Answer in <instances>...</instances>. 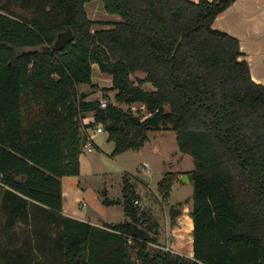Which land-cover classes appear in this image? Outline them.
I'll return each instance as SVG.
<instances>
[{"label":"trees","instance_id":"obj_1","mask_svg":"<svg viewBox=\"0 0 264 264\" xmlns=\"http://www.w3.org/2000/svg\"><path fill=\"white\" fill-rule=\"evenodd\" d=\"M93 1L0 0V264H96L98 232L125 251L104 264H264V86L241 60L239 40L213 28L237 0H100L121 18L113 23L89 18ZM67 29L75 39L58 51ZM94 63L112 77L105 92L120 105H143L159 125L88 101L79 87L95 86ZM137 73L145 77L133 81ZM90 113L86 128L103 124L113 157L140 150L159 127L176 132L195 166L193 260L149 250L159 224L138 205L127 174L123 201L103 199L124 206L128 220L106 224L120 236L64 216L62 178L80 175ZM179 177L167 174L159 192L167 198Z\"/></svg>","mask_w":264,"mask_h":264},{"label":"rangeland","instance_id":"obj_2","mask_svg":"<svg viewBox=\"0 0 264 264\" xmlns=\"http://www.w3.org/2000/svg\"><path fill=\"white\" fill-rule=\"evenodd\" d=\"M86 9L89 14V18L96 22L109 23L121 21V18L116 15H110L104 10L103 3L100 0L90 2L86 5ZM13 10L18 15H31L30 12H23L18 5L13 6ZM111 29L109 25H96L94 30L99 29ZM144 77L143 74H135L132 76V80ZM93 81L95 86L81 85L79 91L88 95L91 101H103L107 104L113 103L121 107L123 110L131 109L132 112L139 118L145 120V118H151L153 115L149 114L146 108L141 104H135L132 108L118 104L115 99V93L113 91H104V88H109L111 85V76L103 74L100 71L99 66L93 64ZM146 90H152V84H148L145 87ZM93 114H88L85 119L82 120V132L86 126L91 122ZM150 141L141 148L139 151H128L123 154L112 156L115 150L114 142L108 139L107 134L97 135L95 141L99 145V148L91 154L83 152L80 157V175H79V189L82 194L89 192L88 197H84L81 201H86L87 206L81 207L89 215L102 217L99 210L96 208V201L93 198V193L104 199L109 197L112 200L123 201V177L128 173H132L135 176H129L131 182L135 185L137 193L140 197V203L138 204L142 210L147 211L150 215L154 214L157 218L154 220L158 224H165L166 220L162 216L164 211L168 212V216L172 218L171 209L178 210L184 214L187 209V214L191 216L194 189L193 185L187 184L182 181L183 176L179 177L178 184H175L172 188L169 198V203L165 201L163 196L158 190V181L160 177V170L162 165L159 163L160 158L170 161L176 164L175 153L179 150L177 143V134L174 131H167L162 127H159L155 132L150 134ZM83 150V149H82ZM147 163L149 171L143 166ZM180 170L193 171L194 160L192 156L187 155L185 159L180 162ZM172 169H176V165ZM189 176V175H188ZM184 187V190L181 188ZM101 192V193H100ZM84 196V195H83ZM82 205V202H81ZM107 221H114L120 223L127 221L128 218L125 214L124 206L114 205L107 208V215L104 218ZM168 219V218H167ZM173 219V218H172ZM160 223H159V222ZM154 250H158L154 249ZM173 255H177L172 253ZM186 259V256H184ZM193 260V259H190Z\"/></svg>","mask_w":264,"mask_h":264},{"label":"crops","instance_id":"obj_3","mask_svg":"<svg viewBox=\"0 0 264 264\" xmlns=\"http://www.w3.org/2000/svg\"><path fill=\"white\" fill-rule=\"evenodd\" d=\"M193 2H199L200 0H191ZM212 1V0H210ZM213 28L215 30L227 33L239 40L240 50L242 53L241 60L246 61L249 64L251 78L258 84L264 86V0H237L229 9L221 13L214 21ZM139 74V73H137ZM143 74V73H141ZM145 77V74H143ZM141 77V78H144ZM149 84V83H148ZM146 84L143 88L145 89ZM112 86V77L111 85ZM146 90V89H145ZM155 90L154 87L152 90ZM88 101H91L87 98ZM121 108V107H120ZM146 119V118H145ZM156 131V130H155ZM155 131H150L148 135V141H150V134ZM171 131V130H167ZM106 134V133H105ZM95 142V148L98 149L99 145ZM145 144V145H146ZM144 145V147H145ZM142 147V148H144ZM179 149V148H178ZM141 150V149H140ZM139 151V150H138ZM89 154V153H87ZM187 154L181 153L179 150L175 153L176 164L170 161H166L160 158L159 163L162 165L160 170V181H162L167 174H178L180 177L184 174H188L192 171H184L178 168L180 162H182ZM145 164V165H144ZM143 166L149 171V166L147 163H144ZM176 165V169H172ZM128 176H135L132 173L126 172ZM79 176H68L62 178V191H63V214L65 217L76 220L78 222L88 223L97 230L101 232H107L110 234H115L120 236L119 233H114L106 227V224H119L114 221H107L104 218L107 215V208L112 206L103 205V199H100L95 193H93V198L96 201V208L99 210V213L102 217H96L94 215L87 214L84 210L80 209L81 207H86L87 202L81 201L84 197H88V193L82 194V191L79 189ZM178 184V180L175 182ZM174 184V185H175ZM185 188L182 187L181 190ZM101 193V192H100ZM84 195V196H83ZM109 198V197H108ZM112 200V199H110ZM141 200V199H140ZM169 200V198H168ZM114 201H121L114 200ZM82 202V205H81ZM141 201H139L140 203ZM170 202V201H169ZM122 206V204H116ZM172 211V212H171ZM172 218L168 216L169 211H164L163 217L166 220L165 224H159L158 233L152 234L151 236L156 239L154 243L149 244V250L161 249L164 251H169L181 256H186L189 259L194 258V250L192 244L190 245L189 240L194 242L193 233H189L188 229V220H192V217L186 215L187 209L184 214L175 209H171ZM154 218H157L152 214ZM168 218V219H167ZM122 221L120 223H123ZM159 222V221H158ZM160 223V222H159ZM194 229V228H193ZM96 238L92 242V258L96 264H104L106 261L111 260L112 258H122L125 251H123L122 242H116L113 239L109 238L104 240V236L100 232L96 233ZM103 238V240H101ZM36 240L33 238L28 242L30 247L35 248ZM132 242L128 241L130 245ZM125 246V244H124ZM35 250V249H34ZM130 255L132 261H135V252L130 250ZM45 262L40 256L38 259ZM36 261V260H35Z\"/></svg>","mask_w":264,"mask_h":264},{"label":"built area","instance_id":"obj_4","mask_svg":"<svg viewBox=\"0 0 264 264\" xmlns=\"http://www.w3.org/2000/svg\"><path fill=\"white\" fill-rule=\"evenodd\" d=\"M101 104V108H106L107 107V103L106 102H103L101 101L100 102ZM94 122V118H92L91 122L92 123ZM88 124V125H89ZM104 127H103V124H94V126L90 129L86 128L84 130V139H83V152H86V153H93L95 151V137L97 135H101V134H104ZM145 165V164H144ZM165 201L167 203H169V200L167 198H165ZM138 203V202H137Z\"/></svg>","mask_w":264,"mask_h":264},{"label":"water","instance_id":"obj_5","mask_svg":"<svg viewBox=\"0 0 264 264\" xmlns=\"http://www.w3.org/2000/svg\"><path fill=\"white\" fill-rule=\"evenodd\" d=\"M75 39L74 33L71 29H67L66 31L60 33L58 35L57 41L55 43V49L58 51H62L66 45L73 42ZM150 122L154 127H157L159 125L158 116L155 114L150 118ZM182 181L190 184V179L188 175H184L182 178Z\"/></svg>","mask_w":264,"mask_h":264},{"label":"bare ground","instance_id":"obj_6","mask_svg":"<svg viewBox=\"0 0 264 264\" xmlns=\"http://www.w3.org/2000/svg\"><path fill=\"white\" fill-rule=\"evenodd\" d=\"M187 220H188V229H189V233L191 234V233H193V225H192V220L191 219H189V218H187ZM189 244L191 245L192 244V248H193V242L191 241V240H189Z\"/></svg>","mask_w":264,"mask_h":264}]
</instances>
